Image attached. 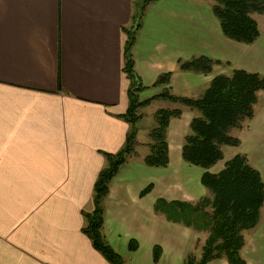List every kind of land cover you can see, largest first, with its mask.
<instances>
[{
    "label": "crops",
    "instance_id": "obj_1",
    "mask_svg": "<svg viewBox=\"0 0 264 264\" xmlns=\"http://www.w3.org/2000/svg\"><path fill=\"white\" fill-rule=\"evenodd\" d=\"M153 3L143 11L132 47L134 72L143 87L168 73L167 86L156 94L167 88L196 99L217 75L240 70L264 77V15H251L259 35L243 44L222 33L214 0ZM135 4L0 0V264H110L85 234L84 215L93 210V189L108 166L106 155L123 148L130 130L120 117L130 88L121 71V27L132 25ZM152 7L156 10L147 15ZM160 25L168 26L164 37L171 50L160 44L149 48L147 36L158 39ZM178 41L188 45L187 54ZM199 57L217 63L205 74L179 69V61ZM156 102L159 109L183 111L166 131L167 166L144 164L148 136L141 144L146 150H134L118 168L102 202V235L124 264H185L196 233L166 220L154 204L159 199L195 203L207 193L200 182L203 170L181 154L198 112L165 100L150 105ZM230 133L238 146L229 149L228 160L244 155L264 184V91L257 93L252 118ZM243 239L244 264H264V206L258 226Z\"/></svg>",
    "mask_w": 264,
    "mask_h": 264
},
{
    "label": "trees",
    "instance_id": "obj_2",
    "mask_svg": "<svg viewBox=\"0 0 264 264\" xmlns=\"http://www.w3.org/2000/svg\"><path fill=\"white\" fill-rule=\"evenodd\" d=\"M158 0H146V5ZM132 17V25L121 27L125 36L122 45V73L129 80L128 107L122 115L130 125L123 148L115 155H106L108 166L103 169L93 189V210L84 215V232L90 238L93 247L110 264H124L122 258L106 243L102 235L103 207L108 186L118 168L127 161L136 144V124L139 107L153 100H165L198 112L189 126L181 149L182 158L188 164L203 169L200 178L202 186L212 195L201 198L195 203L166 201L159 199L154 210L163 213L167 220L193 229L204 231L207 238L203 257L198 263L187 258L185 264H207L217 259H225L228 264H244L240 251L244 245L243 233L255 228L264 206V184L257 170L252 168L244 155L237 154L224 164L218 173L209 169L222 159L221 147L236 146L238 140L231 136V129H240L253 116V105L259 91H264V77L236 70L229 76L217 75L201 97L185 98L171 94L167 88L148 99L137 98L143 86L134 72L132 47L135 34L145 7ZM212 11L219 21L222 33L229 39L243 43H252L259 35L256 22L251 14L264 15V0H214ZM137 15V16H136ZM217 62L206 57L190 61H179L181 71L208 73ZM169 74L161 75L154 86H167ZM181 115L180 109H163L154 114L155 127L149 132V153L144 164L149 167H166L168 149L166 131L171 119ZM150 187L142 191L147 194ZM159 249H154V258Z\"/></svg>",
    "mask_w": 264,
    "mask_h": 264
},
{
    "label": "rangeland",
    "instance_id": "obj_3",
    "mask_svg": "<svg viewBox=\"0 0 264 264\" xmlns=\"http://www.w3.org/2000/svg\"><path fill=\"white\" fill-rule=\"evenodd\" d=\"M135 2H136V4H135V7H136V10H137V14L139 13V11H141V8L146 4L145 2H146V0H135ZM153 4H155V3H153ZM152 4V5H153ZM146 6H148V5H146ZM146 6H144L145 8H146ZM154 6H156V5H154ZM144 8V9H145ZM136 10H135V13H136ZM156 10V7H152V9H150L149 11H148V14L147 15H150L151 13H153L154 11ZM135 13H134V15H135ZM144 13V12H143ZM142 13V16H145V13L143 14ZM252 15V14H251ZM260 15H263V14H260ZM137 16V15H136ZM141 21H142V17H141V20H140V22H139V24L141 23ZM167 27L168 26H162V25H160V26H158L157 27V29H158V36H159V38L158 39H155V38H153V37H151V36H147L148 37V39H149V48L150 47H152L154 44H160V45H162L163 47H165V49L164 50H171L169 47H171V41H169V40H166L165 39V37H164V34H165V32H166V30H167ZM136 37H137V32H136V34H135V39H136ZM175 45H177L176 43H175V41H172ZM236 42V41H235ZM134 43H135V41H134ZM239 43V42H238ZM135 45V44H134ZM178 46L180 47V52L182 53V54H187L188 53V45H186V44H184L182 41H178ZM213 61V60H212ZM196 73H199V72H196ZM203 74H205V73H203ZM147 78H149L148 76H146ZM141 82H142V85H146L142 80H141ZM209 87V86H208ZM162 89V87L161 86H149L148 88H145V87H143V89L140 91V92H138V95H137V98L139 99V101L142 99L143 100V98L144 99H148V98H150V96H148V95H151V97H152V95L154 96V94H156V93H158L160 90ZM143 91V93L142 94H140L141 92ZM143 97V98H142ZM141 98V99H140ZM154 101V100H153ZM152 102V101H151ZM151 102H150V104H151ZM150 104H148V105H146V106H142V107H139L138 108V110H136V113H137V115L139 116V118H142V113H144L145 114V117H143L140 121H139V123L137 122V124H136V128L138 129V132L136 133V135H137V141H138V144L139 145H137V142H136V144L134 145V147H133V151H132V154L134 153V150H135V153H136V151L138 150V152H143V151H145L146 149L144 148V147H142L141 146V144L142 143H146L147 141H148V133H149V131H151V129H153L154 127H155V121H154V118H153V113L155 112V110L159 107V105L161 104V103H159V102H156V103H154V104H152V105H150ZM150 105V106H149ZM149 106V107H148ZM148 107V108H147ZM147 108V109H146ZM158 110H163V109H159L158 108ZM157 110V111H158ZM182 113H183V111H181V115H182ZM181 115L178 117V118H180L181 117ZM139 120V119H138ZM171 121V120H170ZM170 123V122H169ZM189 126H190V123H189ZM168 127H169V124H168ZM168 127H167V129H168ZM233 130H235V129H231L230 131H229V133L231 132V131H233ZM237 130H239V128L237 129ZM188 133H189V128H188ZM187 133V134H188ZM186 134V135H187ZM230 135H231V133H230ZM232 136V135H231ZM185 138V137H184ZM184 141V140H183ZM150 143V140L148 141V144ZM183 146V145H182ZM236 146H238V145H236ZM236 146H223V147H221V152H222V148H224L223 149V154H222V158L223 159H221L220 161H218L215 165H213L212 167H211V170L213 171V172H217V171H219L220 169H222L223 168V163L226 161V160H228L229 159V157L231 156V154H232V151H230L229 149L231 148V149H233L234 147H236ZM145 147H147V145L145 146ZM226 148V149H225ZM228 148V149H227ZM131 154V155H132ZM130 155V156H131ZM223 155H224V157H223ZM247 159V158H246ZM186 162V161H185ZM248 162V161H247ZM248 164H249V162H248ZM250 165V164H249ZM193 166V165H192ZM251 166V165H250ZM197 167V166H196ZM252 167V166H251ZM198 169H200V170H203L202 168H200V167H197ZM253 168V167H252ZM259 173V172H258ZM261 177V176H260ZM202 185V184H201ZM206 190V189H205ZM207 191V190H206ZM205 198H211L212 197V195L207 191V193H206V195L204 196ZM203 197V198H204ZM155 211V210H154ZM156 213H158V212H156ZM162 214V216L167 220V218H166V216L163 214V213H161ZM170 222V221H169ZM259 222H260V219H259ZM259 222H258V224H259ZM173 223V222H172ZM175 224H177V223H175ZM258 224H257V226H258ZM191 229V228H190ZM191 230H193V229H191ZM254 230V228L253 229H251L250 231H246V232H244L243 233V237H246L247 236V234H249V232H251V231H253ZM194 231V230H193ZM195 232V231H194ZM248 232V233H247ZM196 233V242H195V245H194V247H193V249H192V252L189 254V256L187 257V258H190L191 260H192V263H198L201 259H202V257H203V250H202V247L204 246V244H205V241H206V238H207V233L206 232H204V231H196L195 232ZM243 248V247H242ZM241 251H242V249H241ZM241 251H240V255H241ZM218 260H221V259H217V260H213V261H218ZM213 261H210V262H213ZM209 262V263H210ZM208 264V263H207Z\"/></svg>",
    "mask_w": 264,
    "mask_h": 264
}]
</instances>
